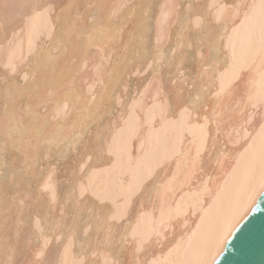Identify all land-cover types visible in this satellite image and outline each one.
<instances>
[{"label":"bare ground","instance_id":"bare-ground-1","mask_svg":"<svg viewBox=\"0 0 264 264\" xmlns=\"http://www.w3.org/2000/svg\"><path fill=\"white\" fill-rule=\"evenodd\" d=\"M264 189V0H0V264H215Z\"/></svg>","mask_w":264,"mask_h":264},{"label":"water","instance_id":"water-1","mask_svg":"<svg viewBox=\"0 0 264 264\" xmlns=\"http://www.w3.org/2000/svg\"><path fill=\"white\" fill-rule=\"evenodd\" d=\"M215 264H264V189Z\"/></svg>","mask_w":264,"mask_h":264}]
</instances>
